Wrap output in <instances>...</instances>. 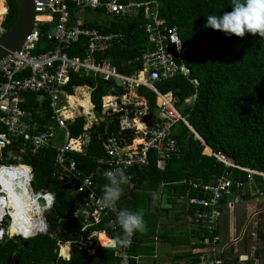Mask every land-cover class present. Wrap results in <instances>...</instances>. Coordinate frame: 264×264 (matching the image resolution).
<instances>
[{
  "label": "built area",
  "instance_id": "obj_1",
  "mask_svg": "<svg viewBox=\"0 0 264 264\" xmlns=\"http://www.w3.org/2000/svg\"><path fill=\"white\" fill-rule=\"evenodd\" d=\"M0 1L5 7V12L0 13L1 37L6 33L2 23L8 9L6 1ZM33 2L36 15L29 34L19 48L0 59V243L5 239H29L47 232L45 214L51 209L54 196L32 189V168L21 164V161L27 152L34 154L41 148L50 147L56 128L67 132V140L62 146L55 148V164L59 168L60 178L68 180L69 185L75 188L73 190L84 196L73 213L75 218L84 222L82 230L97 224L102 216H110V230L122 235V229L114 223L117 209L115 206L108 209L101 205L94 176L100 174L105 178V171L117 167L123 169L125 174L145 167L150 162L151 152L156 153L158 164L163 168L171 155L180 151L172 134L179 124H184L205 145L189 126L182 108L188 99L192 104L196 94L185 99L178 107V100L171 93H157L155 112L150 113L147 101L137 92L139 87L156 91V82L176 75L187 77L192 86L197 88L199 82L189 78L190 70L186 65L190 47L182 41L178 27L168 25L160 16V4L157 0ZM70 8L77 11L76 19L71 18ZM107 17L141 19L140 28L147 35L151 50L142 53L140 70L130 75L121 74L108 60L98 58L113 41H120L122 35L105 34L96 28H89L85 21L93 18L104 20ZM45 26L48 29L44 37L51 47L41 51L40 36L43 35L42 27ZM81 38L86 41L82 54L70 56L68 51ZM72 74L107 83L109 91L101 98V110L110 109L119 113L118 134L133 132L134 136L131 143L122 141L115 135L107 137L103 143L104 156L96 160L97 169L87 175L80 171L71 155L84 152L88 137L82 135L70 138L68 125L79 117L85 119L84 130L98 123L94 104L90 99L94 87L87 84L72 87V92L76 91L79 99L84 97L78 91L80 88L89 97V115L84 113V108L80 105L71 107L69 97L73 94L66 87ZM26 94H34L35 101L39 104L47 103L51 123L43 124L42 129L34 113L23 108ZM38 114L43 116L42 111ZM146 117H150V120ZM209 155L222 165V173L208 184L189 182V189L181 196V200L188 207L194 208L192 220L201 229L199 245L207 247L202 264H224L225 251L220 246L217 234L221 201L228 196L244 193L251 198L263 197L264 190L260 185H264V173L241 167L221 152L209 149ZM127 177L131 179V176ZM191 191L202 192L204 196H192ZM39 198H43L44 204L38 202ZM228 207L232 209L229 203ZM35 223L41 224L39 230L33 228ZM10 230L14 232L10 234ZM134 238L135 234L131 237V244L121 246L116 251V261L112 264H133L131 249ZM111 248L116 249V246L112 245ZM236 264L246 263L240 261Z\"/></svg>",
  "mask_w": 264,
  "mask_h": 264
},
{
  "label": "trees",
  "instance_id": "obj_2",
  "mask_svg": "<svg viewBox=\"0 0 264 264\" xmlns=\"http://www.w3.org/2000/svg\"><path fill=\"white\" fill-rule=\"evenodd\" d=\"M5 1L8 13L2 25L7 32L16 22L18 8L14 0ZM157 1L160 4V16L168 25L177 26L182 41L189 45L190 57L186 62L190 70L189 78L197 79L199 85L195 88L187 77L176 75L156 82V91L139 87L137 92L147 101L150 113L155 112L157 93H171L177 98L178 107L185 99L196 94L195 101L190 106L183 107V113L187 116L189 126L205 145L184 124H179L172 134L180 151L171 155L163 168L158 164L156 153L151 152L147 166L130 170L126 174L131 176V185L156 190L162 184L168 191L173 189L177 194H185L189 189V182L208 184L222 173V165L208 154V148L213 152L226 154L241 167L264 173V37L247 33L242 38L229 37L204 26L207 15L230 12L232 0ZM70 11L71 18L76 19L77 11L71 8ZM141 23L139 17H107L104 20L93 18L85 21L89 28H96L105 34L122 35L120 41H113L98 58L108 60L119 73L125 75L140 70L142 53L151 50L147 35L140 28ZM47 29V26L42 27L41 51L51 47L44 37ZM85 42L81 38L78 44L70 48L68 54L80 56ZM84 84L94 87L90 99L94 104L95 114L103 118L98 127L93 125L87 130L83 128L84 117L76 118L73 124L68 125L70 138L82 135L88 137L84 152L71 155L80 171L87 175L97 169L96 160L104 156L103 143L107 137L115 135L122 141L131 143L134 136L133 132L118 134L119 113L110 109L101 110V98L109 91L107 83L72 74L66 89L72 94L73 86ZM25 97L23 108L34 113L35 119L41 124L40 129L43 124H50L51 112L47 103L39 104L35 101L34 94H26ZM39 111H42L43 116H39ZM55 154V148L50 146L41 154L27 152L21 161V164L32 168V189L54 196L52 207L45 214L47 232L29 239L17 237L3 240L0 243V264H94L93 259L97 258H100L98 264H112L116 261L115 253L121 246L116 249L97 247L95 253L90 255L83 245L94 241L90 238L93 232L106 231L111 234L110 216H102L97 224L82 230L84 222L75 218L73 213L84 196L69 187L71 185L68 180L60 178ZM105 179L100 174L94 176L95 184L105 183ZM260 188L264 190V185L261 184ZM97 193L102 195L100 190ZM191 195L204 196L199 191H191ZM136 201L137 197L131 199L122 195L115 207L117 211L125 208L137 211ZM193 210L194 208H190L191 215ZM117 233L116 237L121 235ZM103 235L101 234L100 239ZM65 242H69L71 248L68 261L57 256L58 244ZM61 255L68 257L66 254ZM232 264H236V261Z\"/></svg>",
  "mask_w": 264,
  "mask_h": 264
},
{
  "label": "crops",
  "instance_id": "obj_3",
  "mask_svg": "<svg viewBox=\"0 0 264 264\" xmlns=\"http://www.w3.org/2000/svg\"><path fill=\"white\" fill-rule=\"evenodd\" d=\"M83 96L84 105L79 102L76 106L82 105L85 113L87 110L85 101L89 97L87 94ZM185 105L190 106V104H184L182 108ZM85 114L89 115L88 112ZM130 180L128 179L127 184L122 186V195L131 199L137 197V210L143 211L146 222L144 232H135V240L131 249L134 257L132 263L202 264V257L207 247L199 245L201 229L192 220L190 207L181 200L184 194H177L173 189L168 191L162 184L156 190H149L145 186L135 188ZM105 181V183H96L97 192L100 190L102 193L103 186L108 182L106 179ZM155 191H160L162 199L153 202L149 194ZM228 203L232 207L231 210ZM219 211L221 215L217 233L221 241L220 246L225 251L224 263L232 264L235 261L237 263L245 260L246 264H264V258L256 255L255 247L256 232L264 225V196L251 198L245 193L234 194L221 202ZM249 228L254 232H250V235L245 237ZM101 234L104 235L100 239ZM108 234L106 231L93 232L91 234L93 237L90 236V238L94 241L83 244L88 254L93 255L97 247L113 249L107 246H112L109 240L116 237V232H111V236ZM59 251L60 254H58ZM61 253L68 257L61 258ZM57 256L65 261L70 259L69 242L58 244ZM93 260L94 264H98L100 258Z\"/></svg>",
  "mask_w": 264,
  "mask_h": 264
},
{
  "label": "clouds",
  "instance_id": "obj_4",
  "mask_svg": "<svg viewBox=\"0 0 264 264\" xmlns=\"http://www.w3.org/2000/svg\"><path fill=\"white\" fill-rule=\"evenodd\" d=\"M231 9L222 15H207L204 26L229 37L242 38L246 33L264 37V0H232ZM104 176L108 182L103 186L100 203L103 207L112 209L120 200L123 194L122 186L127 184L128 177L119 167L105 171ZM149 195L153 202L162 199L160 191L151 192ZM114 223L122 229V235L111 239L113 246H128L135 232L146 230L141 210L121 209L117 211Z\"/></svg>",
  "mask_w": 264,
  "mask_h": 264
},
{
  "label": "water",
  "instance_id": "obj_5",
  "mask_svg": "<svg viewBox=\"0 0 264 264\" xmlns=\"http://www.w3.org/2000/svg\"><path fill=\"white\" fill-rule=\"evenodd\" d=\"M14 1L17 4L18 14L13 28L0 37V59L19 48V46L29 34L33 25L34 17L36 15L34 11L33 0ZM146 119L150 120V117H146ZM38 152L41 154L44 152V149L41 148L38 150ZM69 187L74 188L73 186ZM38 202L40 204H44L43 198H39Z\"/></svg>",
  "mask_w": 264,
  "mask_h": 264
},
{
  "label": "rangeland",
  "instance_id": "obj_6",
  "mask_svg": "<svg viewBox=\"0 0 264 264\" xmlns=\"http://www.w3.org/2000/svg\"><path fill=\"white\" fill-rule=\"evenodd\" d=\"M81 15H79V16H81ZM88 16H90V15H88ZM72 94L78 96V94H77L76 91H73ZM80 103H82L84 105V100L83 99H80ZM77 104H74V105H77ZM95 116L98 119V124H94V125H96V127H98L102 123L103 118L100 117V116H98V115H95ZM66 140H67V132H66V130L65 129H58V128H56L55 129V136L50 141V145L53 148H58V147L62 146L63 143ZM250 232H254V231L251 228H249V230H247V232L245 234V237H247V235H250ZM256 235H257V240L255 242L256 255H258V257L261 256V257L264 258V225H262L260 227V229L257 230ZM108 236H111V234H108ZM242 262H245V260L242 261Z\"/></svg>",
  "mask_w": 264,
  "mask_h": 264
},
{
  "label": "bare ground",
  "instance_id": "obj_7",
  "mask_svg": "<svg viewBox=\"0 0 264 264\" xmlns=\"http://www.w3.org/2000/svg\"><path fill=\"white\" fill-rule=\"evenodd\" d=\"M4 12H5V7H4L3 3L0 1V13L3 14ZM78 91L81 92L82 95H85L84 89L80 88V89H78ZM79 102H80V99L76 95H72V96L69 97V104L71 105V107H77L74 104H77ZM190 102H191L190 99H188L187 101H185L183 103V105L184 104H191ZM85 103L87 105V110H86L85 113H87L90 110V108H91V105H90V102H89L88 98L86 99ZM80 106L82 107V105H80ZM89 119H92V118H89ZM73 143H75V142H73ZM33 228L36 229V230H39L41 228V224L35 223ZM13 232H14L13 230H10V234L13 233Z\"/></svg>",
  "mask_w": 264,
  "mask_h": 264
}]
</instances>
